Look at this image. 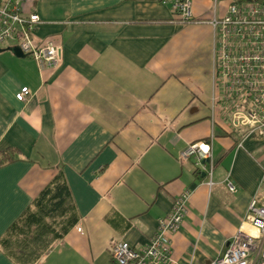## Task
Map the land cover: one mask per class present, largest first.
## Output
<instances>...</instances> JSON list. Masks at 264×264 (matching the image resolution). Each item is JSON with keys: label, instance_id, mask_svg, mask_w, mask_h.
<instances>
[{"label": "crops", "instance_id": "1", "mask_svg": "<svg viewBox=\"0 0 264 264\" xmlns=\"http://www.w3.org/2000/svg\"><path fill=\"white\" fill-rule=\"evenodd\" d=\"M232 1L192 0V15L208 20ZM172 2L25 0L41 18L34 43H58L61 61L41 69L16 56L14 42L0 45V159L14 156L0 163V264H117L112 241L145 245L185 190L189 209L167 264H207L224 255L251 200L264 205V140L213 112L214 93L223 95L214 27L183 22ZM202 140L213 185L194 157L180 159ZM61 173L77 222L60 237L36 235L52 218L36 203Z\"/></svg>", "mask_w": 264, "mask_h": 264}, {"label": "built area", "instance_id": "2", "mask_svg": "<svg viewBox=\"0 0 264 264\" xmlns=\"http://www.w3.org/2000/svg\"><path fill=\"white\" fill-rule=\"evenodd\" d=\"M25 0H0V45L14 42L21 51L32 56L41 69L57 67L61 61V46L48 42L34 43L33 35L41 22L36 11L27 12ZM172 8L182 21L193 17L192 0H173ZM215 31L214 73L222 94L214 93L213 112L218 110L229 118L236 129L246 128L264 140V0L232 1L226 12L207 20ZM29 89L24 86L17 94L27 99ZM223 101V102H222ZM194 157L195 170L205 175L213 185L215 161L211 143L207 140L187 145L180 159ZM230 191L237 183L228 177ZM190 191L179 194L171 211L159 220L156 233L142 247L128 241L114 240L111 253L117 264H167L172 261V235L177 232L188 212ZM249 224L257 230L244 229ZM251 259L253 262H251ZM207 264H264V205L254 197L243 223L228 242L224 255Z\"/></svg>", "mask_w": 264, "mask_h": 264}, {"label": "trees", "instance_id": "3", "mask_svg": "<svg viewBox=\"0 0 264 264\" xmlns=\"http://www.w3.org/2000/svg\"><path fill=\"white\" fill-rule=\"evenodd\" d=\"M204 20L207 19H196L192 17L188 20H184L183 22L187 23ZM1 154L3 155V157L0 159V163H5L11 159H14L11 150H5V152H2ZM70 196L71 193L69 190V186L67 185L66 178L61 173L57 175L53 179V181L45 188L38 199V201L40 202L36 203L39 208L48 210L47 214L52 217L51 222H46L43 219L40 220L38 224H43V226L37 228L35 232L36 235L45 234V236H49V234H52L54 236L60 237L66 230H68V228H70L77 222V216L74 212L73 203ZM37 221L34 220L33 222ZM12 231H15V234L17 233V225L13 227ZM18 254L22 259H31V253H29L28 256V254L24 250L19 252Z\"/></svg>", "mask_w": 264, "mask_h": 264}, {"label": "water", "instance_id": "4", "mask_svg": "<svg viewBox=\"0 0 264 264\" xmlns=\"http://www.w3.org/2000/svg\"><path fill=\"white\" fill-rule=\"evenodd\" d=\"M10 50L16 55V56H19V57H25L26 54L23 53L20 49V47L18 45L16 46H13L10 48Z\"/></svg>", "mask_w": 264, "mask_h": 264}, {"label": "rangeland", "instance_id": "5", "mask_svg": "<svg viewBox=\"0 0 264 264\" xmlns=\"http://www.w3.org/2000/svg\"><path fill=\"white\" fill-rule=\"evenodd\" d=\"M260 152H264V147H262V148L260 149Z\"/></svg>", "mask_w": 264, "mask_h": 264}]
</instances>
